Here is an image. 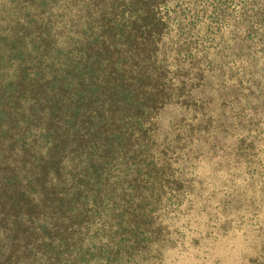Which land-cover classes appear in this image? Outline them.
Segmentation results:
<instances>
[{
	"label": "trees",
	"instance_id": "obj_1",
	"mask_svg": "<svg viewBox=\"0 0 264 264\" xmlns=\"http://www.w3.org/2000/svg\"><path fill=\"white\" fill-rule=\"evenodd\" d=\"M169 107L187 115L176 143L232 135L221 230L264 264V0L2 2L0 264H152L183 245L192 179L155 137Z\"/></svg>",
	"mask_w": 264,
	"mask_h": 264
},
{
	"label": "rangeland",
	"instance_id": "obj_2",
	"mask_svg": "<svg viewBox=\"0 0 264 264\" xmlns=\"http://www.w3.org/2000/svg\"><path fill=\"white\" fill-rule=\"evenodd\" d=\"M4 1L0 0V6ZM202 98L211 104L208 111L213 117L221 113L228 115L227 110L220 112L216 108L218 101L215 91L205 92ZM181 117L186 118L187 115H182L173 107L160 112L156 119L155 137L157 143L166 137L173 147L178 148L174 151V162H177L174 166L192 179L194 194L190 196V204L183 203L184 209L175 223L178 233L183 236V245L174 246L164 241L152 253V264H245L249 246L244 243L240 230L234 223L227 233L221 230L226 214L219 207L239 183L232 164L233 156L229 153L232 135H218L214 150L207 149L205 144L201 149L196 142L192 145L176 143L170 139ZM229 214L228 220L233 221L234 213ZM171 235L176 237L173 232Z\"/></svg>",
	"mask_w": 264,
	"mask_h": 264
}]
</instances>
